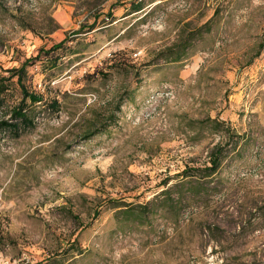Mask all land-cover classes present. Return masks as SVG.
<instances>
[{"label":"rangeland","instance_id":"rangeland-1","mask_svg":"<svg viewBox=\"0 0 264 264\" xmlns=\"http://www.w3.org/2000/svg\"><path fill=\"white\" fill-rule=\"evenodd\" d=\"M261 46L264 0H0V76L38 55L43 99L0 130V264H264Z\"/></svg>","mask_w":264,"mask_h":264},{"label":"trees","instance_id":"trees-1","mask_svg":"<svg viewBox=\"0 0 264 264\" xmlns=\"http://www.w3.org/2000/svg\"><path fill=\"white\" fill-rule=\"evenodd\" d=\"M141 5L137 4L133 7L134 12H137L141 10ZM66 40L61 41L59 44L53 46L51 48V51L57 50L61 47H63ZM264 46H261L263 48ZM38 57V55L32 59L25 60L19 67L12 68L7 70V73H9L8 77L0 76V104L5 100L7 93L9 92V89L12 85H15L18 87L21 99L17 107L13 108L10 112V121L8 120H0V130H8L12 131L14 133H17L19 131L20 126L27 127L32 124V119L30 117V110L33 108L35 104L41 103L43 101L42 96L30 91L25 86V80L27 79V68L35 61ZM16 79L15 81H13ZM26 101H29V104H26ZM50 107L52 110H57V102L53 101L51 102ZM211 123L213 125V129L218 128L216 126L221 125V122H218L217 120H212ZM225 156L222 155V148L216 147L215 150L211 153L209 156V166H204L202 168H195L191 172V187L188 188V190H191V193L198 194L200 191V188L202 187L204 179L213 176L217 173L218 169L220 168L221 162L224 159ZM199 189V190H198ZM153 202H148L144 205L140 206H115V209L122 208V210H118L116 212V215H122L125 216L126 219H132L133 216H135V212L137 213H145L146 211H149V205H151ZM178 205H180V201L178 202ZM148 214V213H147ZM64 254L67 256V260L73 259L76 255L82 256L84 255V250L76 244V241H73L72 244L69 245L67 249L64 250ZM72 262V261H71ZM36 264H63L62 261L55 260V259H48L45 262H38Z\"/></svg>","mask_w":264,"mask_h":264}]
</instances>
